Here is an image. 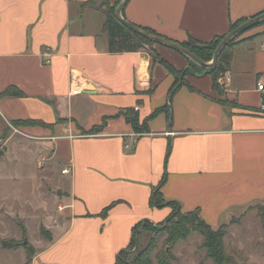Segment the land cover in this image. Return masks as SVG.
Instances as JSON below:
<instances>
[{"label": "crops", "instance_id": "1", "mask_svg": "<svg viewBox=\"0 0 264 264\" xmlns=\"http://www.w3.org/2000/svg\"><path fill=\"white\" fill-rule=\"evenodd\" d=\"M84 1L0 0V92H23L0 98V227L20 229L0 234V264H114L135 228L169 215L166 202L199 209L213 228L228 224L226 235L239 224L231 219L264 203V118L256 113L264 24L234 40L222 92L195 70L170 96L175 73L146 49L109 51L104 9L118 0ZM263 12L264 0H128L122 15L180 44H204ZM154 49L175 71L189 67L181 53ZM125 110L147 130H134ZM10 240L21 245L2 248Z\"/></svg>", "mask_w": 264, "mask_h": 264}, {"label": "trees", "instance_id": "2", "mask_svg": "<svg viewBox=\"0 0 264 264\" xmlns=\"http://www.w3.org/2000/svg\"><path fill=\"white\" fill-rule=\"evenodd\" d=\"M120 1L121 0H118L117 4L113 6L105 4L104 10L106 14V19L103 25V32L107 34L109 51L110 52L138 51L140 49H145L146 45L153 46L155 44L154 42L147 40L141 37L140 35L132 32L116 18L115 8L119 4ZM95 2L96 0H87V1L82 2L81 6L82 7L93 6ZM241 23L243 22L240 21V22H236L232 24L230 30L234 29ZM143 29L156 34L155 32L149 29H146V28H143ZM223 37L218 38V41H220ZM234 39H232L226 45V47L222 50V52L220 53L217 59L215 66L212 69L206 71V73L210 74L212 77L213 87L217 89L219 92H222V91L218 83V78L228 70L230 60H231L230 47L231 45H233ZM182 45L186 47L187 49H189L192 53H194L198 58L207 62L211 60L213 56V52L218 45V42L212 41L209 43L200 44L199 42H196V41L195 42L188 41V42L182 43ZM151 57L153 59V62H159L168 71L175 73L176 80L174 81V84L170 89V92H169L170 96L179 86V78L181 76L189 72L195 71L194 69L205 72L196 63H194L192 60H190L186 56L185 57L187 58L189 67H185L178 72L175 71L168 62L160 58L157 53L154 56L151 54ZM7 96L19 97V96H23V92H21L15 87H9L5 89L4 91L0 92V98L7 97ZM223 103L225 102L223 101ZM123 114L126 120L131 123L134 130H136L137 132H145L147 130L146 119L140 122L137 114H134L132 110H125ZM154 114L155 112H153L149 117H147V119L153 116ZM16 124L18 125V123H15V125ZM104 126H105V123L103 122L100 125L92 128L90 131L91 133H98L102 131ZM165 179H166V174L164 173L163 176L161 177L159 184L157 185V187L154 188L153 195L151 197V204L156 205V206L163 205L164 200L162 199L161 194H160V187L165 182ZM166 203L167 205L175 206L177 209H179L178 211L181 212V214L194 218L192 219V221L188 222V225L184 223H180V222L172 223L171 231H174L177 229H182V231H186L187 228L193 231H197L203 238V242L201 246L202 248H205L206 256L212 259L213 264H237L233 256H231L230 254H227L225 250L224 236L226 235L228 224H223V225H220L218 228H213L210 224H208L200 216L199 209H195L191 212L182 213L181 209L176 203L172 201H169ZM170 217H171V212L164 220H169ZM230 223L232 224L234 222H232L231 220ZM140 225H142L143 229H151V230H154L153 227L155 228L160 227L158 226L160 224L150 222L149 220L143 221L142 224ZM137 232L139 231L137 228H135L130 245L128 246L127 249L119 253V255L116 257L114 264H152V257H151V253L149 252H139L138 254H136V256H132L131 250L134 246H136L135 238H136ZM1 244H2V247L11 248V247H17L21 245V242L10 240V241H3ZM25 248L27 251V255L30 256L33 253L32 248L29 247L27 244ZM161 264H169V263L162 262Z\"/></svg>", "mask_w": 264, "mask_h": 264}, {"label": "rangeland", "instance_id": "3", "mask_svg": "<svg viewBox=\"0 0 264 264\" xmlns=\"http://www.w3.org/2000/svg\"><path fill=\"white\" fill-rule=\"evenodd\" d=\"M263 24L264 22H261L246 31L253 30ZM243 33L238 34L234 40H237ZM153 46L155 47L158 45L154 44ZM153 46L146 45L145 49L150 55L152 54L154 56L156 53ZM17 183L20 186L17 187L20 188V191L26 192L28 190V182L19 180ZM171 207L170 219L158 223L160 224L158 225L160 226L159 228L153 227L154 230H151L143 229L142 225L137 227L139 232H137L135 238L136 246L131 250L132 256H136L139 252H149L151 253L154 263L159 264L162 262L169 264H191L188 260L192 256H198L199 259H204L203 257L206 256V251L205 248L201 246L203 238L197 231H193L187 227L186 231H182V229L171 231L172 223L180 222L188 225V222L192 221L194 218L181 214V212L178 211L179 209L173 205ZM237 216H240V214H237ZM263 218L264 203L258 202L248 208L246 216L242 217L241 221L237 218L231 219L232 222H237L239 224L229 227L228 234L224 237L225 250L227 254L233 256L237 264H264ZM223 223L227 222L224 220ZM34 232V228L31 227L29 229V235H33ZM17 233H20V229L17 226L3 227L1 225L0 227V234L6 235V237H11V235H16ZM4 254L0 251V256H5ZM175 256H179V259ZM204 264L213 263L212 260L208 258Z\"/></svg>", "mask_w": 264, "mask_h": 264}, {"label": "water", "instance_id": "4", "mask_svg": "<svg viewBox=\"0 0 264 264\" xmlns=\"http://www.w3.org/2000/svg\"><path fill=\"white\" fill-rule=\"evenodd\" d=\"M127 2H128V0H121L115 8L116 18L125 27H127L132 32L140 35L141 37L154 42L155 44L171 48V49L181 53L182 55L186 56L187 58L192 60L194 63H196L205 72L212 69L215 66L220 53L222 52V50L226 47V45L232 39H234L238 34L248 30L249 28H251V27H253V26H255L261 22H264V12H263V13L255 16L253 18L248 19L247 21L241 23L240 25H238L234 29L230 30L220 41L216 40V42H218V45L213 52V56H212L210 61L205 62V61L201 60L200 58H198L194 53H192L189 49L184 47L182 44L175 42L173 40H170L168 38H165L163 36H160L158 34H154L152 32H149V31L129 22L128 20H126L123 17L122 12H123L124 6L126 5ZM26 243H27V241L24 240L23 244H26Z\"/></svg>", "mask_w": 264, "mask_h": 264}, {"label": "built area", "instance_id": "5", "mask_svg": "<svg viewBox=\"0 0 264 264\" xmlns=\"http://www.w3.org/2000/svg\"><path fill=\"white\" fill-rule=\"evenodd\" d=\"M256 90L260 95V101L258 106L256 107V113L264 118V76L257 82L256 84ZM134 136V134H133ZM133 140V139H130ZM128 147V144L126 145ZM67 170H63V172H66Z\"/></svg>", "mask_w": 264, "mask_h": 264}]
</instances>
